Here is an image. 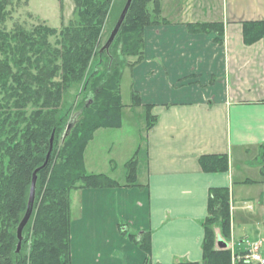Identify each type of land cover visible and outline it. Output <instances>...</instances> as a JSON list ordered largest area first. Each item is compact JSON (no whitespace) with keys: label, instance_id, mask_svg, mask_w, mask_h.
<instances>
[{"label":"crops","instance_id":"0c3cea01","mask_svg":"<svg viewBox=\"0 0 264 264\" xmlns=\"http://www.w3.org/2000/svg\"><path fill=\"white\" fill-rule=\"evenodd\" d=\"M159 6L161 21L145 29L143 58L122 76L130 97L141 98L123 111L143 110L145 125H134L126 149L112 158L126 165L138 152L140 186L75 193L72 264H202L211 189L234 195L236 187L254 185L256 169L264 174V40L246 43L243 35L244 22L264 20V0H159ZM196 23H222L223 35L192 32L188 24ZM147 106L156 117L149 129ZM214 154L228 156V172L202 169L200 158ZM97 170L91 173H103ZM121 224L150 232L149 253Z\"/></svg>","mask_w":264,"mask_h":264},{"label":"trees","instance_id":"16d2710c","mask_svg":"<svg viewBox=\"0 0 264 264\" xmlns=\"http://www.w3.org/2000/svg\"><path fill=\"white\" fill-rule=\"evenodd\" d=\"M73 1L78 20L58 31L44 24L8 30L5 24L21 0H0V264H72L73 193L140 186L138 152L125 165V184L88 173L84 154L96 131L122 125L123 69L143 58L145 29L161 21L159 0H133L119 34L104 51L102 31L115 0ZM122 1L124 8L127 0ZM188 25L195 33L223 35L222 23ZM243 35L246 43L264 40V20L244 22ZM130 58L135 62L129 63ZM132 105H141L137 92ZM146 110L149 129L156 117L149 106ZM53 135L49 163L42 168ZM200 164L205 172L229 171L227 155H204ZM36 170L34 211L18 251V226ZM121 227L149 253L150 232ZM203 227L202 264H231L230 248L218 244L219 238L230 244L232 236L229 188L211 189Z\"/></svg>","mask_w":264,"mask_h":264},{"label":"rangeland","instance_id":"374dc122","mask_svg":"<svg viewBox=\"0 0 264 264\" xmlns=\"http://www.w3.org/2000/svg\"><path fill=\"white\" fill-rule=\"evenodd\" d=\"M123 2L122 0H115L112 4L102 31V45H105L110 34L114 30L120 11L123 8ZM77 20L78 16L75 11V3L73 0H21L20 5H15L12 11V17L7 20L5 25L8 30L14 29L18 25L27 30H32L35 26L44 24L60 31L63 27L68 26L71 22H77ZM55 40L56 38H52L53 42H55ZM125 68H127V66ZM121 84L123 102L124 105H127L132 102V98L129 92L130 83L126 75ZM131 110L123 111L122 113L121 118L125 126L124 130H101L96 134L95 139L93 138L88 144L84 159L86 170L89 173L98 171L97 167L102 166L104 174L114 177L117 181H121L122 183L125 182V165L122 164L119 159L116 163L112 161L113 155L117 157V152L119 154L126 149V141L133 134L134 125H145V113H143V110ZM76 114V111L73 112L72 118ZM130 116H136L137 118L130 121L128 119ZM119 156L122 157V155ZM140 162L141 157L139 160L138 156L139 168ZM143 169L144 166H142V170ZM261 170H263L262 166L256 169V174L254 172L251 174L253 179H256L255 182H253L254 185L246 188L245 191L244 187H236L235 194H231V222L235 228V231L233 230V239L232 236L230 239H227L230 243L229 248L231 252L233 247L235 249V245H242L240 247L238 246L236 249L237 253H239L245 248H248L251 242L260 239L263 240L261 253L262 249L264 250V198H261L264 196V174L261 173ZM249 189H251L250 192ZM244 196L249 200L245 202L241 201L240 197ZM73 197H75V192L73 193ZM246 205H251L252 209L246 208ZM77 208V204H75V206L73 204V211L77 210ZM234 237H236V244Z\"/></svg>","mask_w":264,"mask_h":264},{"label":"water","instance_id":"95a60500","mask_svg":"<svg viewBox=\"0 0 264 264\" xmlns=\"http://www.w3.org/2000/svg\"><path fill=\"white\" fill-rule=\"evenodd\" d=\"M133 3V0H127L125 5H124V8L117 20V23L114 27V30L112 31V33L110 34L107 42L105 43L104 47L102 48V51L104 50H108L111 45L113 44L114 40L116 39L117 35L119 34L120 32V29L122 28V25L128 15V12L130 10V7ZM74 125V121H71L68 126H67V130H66V134H65V137L67 135H69L72 127ZM53 139H54V135L52 136L51 138V149H52V146H53ZM50 153H51V150L49 152V155H48V159H47V162L45 163V165L48 163V160H49V157H50ZM44 165V166H45ZM36 183H37V172H35L34 174V177H33V181H32V185H31V190H30V195H29V200H28V205H27V210L23 216V219L21 220L19 226H18V239H19V243H18V250L20 249L21 245H22V241H23V231L25 229V227L27 226V224L29 223L32 215H33V211H34V205H35V198H36ZM218 244L221 248H227L228 247V244L226 242H224L221 238H219L218 240Z\"/></svg>","mask_w":264,"mask_h":264},{"label":"built area","instance_id":"2783aa9c","mask_svg":"<svg viewBox=\"0 0 264 264\" xmlns=\"http://www.w3.org/2000/svg\"><path fill=\"white\" fill-rule=\"evenodd\" d=\"M245 253L234 256L232 264H264V257L260 252V243H252Z\"/></svg>","mask_w":264,"mask_h":264},{"label":"bare ground","instance_id":"6f19581e","mask_svg":"<svg viewBox=\"0 0 264 264\" xmlns=\"http://www.w3.org/2000/svg\"><path fill=\"white\" fill-rule=\"evenodd\" d=\"M52 149H53V146H52ZM52 149H51V147H50V150H51V152H52ZM50 150H49V152H50ZM49 152H48V154H47V158H46V161H45V163L47 162V159H48V155H49ZM50 155H51V153H50ZM50 158V157H49ZM45 163H44V165H45ZM48 163H49V160H48ZM48 163L44 166H42V168H45L47 165H48ZM35 172H37V170L35 171ZM35 172H34V174H35ZM33 177H34V175H33ZM32 181H33V179H32ZM32 185V184H31ZM36 186H37V183H36ZM31 190V189H30ZM32 218V217H31ZM23 219V218H22ZM19 251V250H18Z\"/></svg>","mask_w":264,"mask_h":264}]
</instances>
